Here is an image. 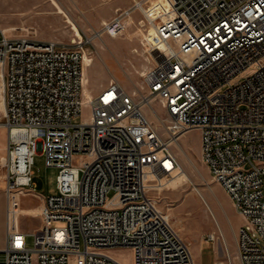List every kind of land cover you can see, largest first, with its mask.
Returning a JSON list of instances; mask_svg holds the SVG:
<instances>
[{
    "label": "built area",
    "instance_id": "1",
    "mask_svg": "<svg viewBox=\"0 0 264 264\" xmlns=\"http://www.w3.org/2000/svg\"><path fill=\"white\" fill-rule=\"evenodd\" d=\"M132 12L121 9L104 31L121 32ZM148 22L158 42L142 37L151 60L142 90L113 78L88 100L82 35L66 43L1 28L5 190L32 188L40 148L58 167V191L45 197L32 244L11 225L9 201L0 264H122L107 252L113 247L131 248L133 264H196L151 194L180 166L172 144L191 128L200 129L202 158L244 218L241 264H264V0H167ZM155 97L169 114L166 135L144 112Z\"/></svg>",
    "mask_w": 264,
    "mask_h": 264
},
{
    "label": "rangeland",
    "instance_id": "2",
    "mask_svg": "<svg viewBox=\"0 0 264 264\" xmlns=\"http://www.w3.org/2000/svg\"><path fill=\"white\" fill-rule=\"evenodd\" d=\"M61 10L56 11L51 0H0V27L7 34H29L44 39L69 43L75 33L85 40L83 60V93L88 100L105 82L115 78L129 91L142 90L141 73L151 64L146 48L141 43L150 24L141 8L134 7L136 0H55ZM153 16L160 10V0H142ZM156 4V7H151ZM167 6L162 4L160 6ZM133 7L125 20V28L113 32L103 29L124 8ZM122 27V26H121ZM100 32V33H99ZM2 33L0 30V37ZM0 70V74H1ZM2 87H0V97ZM147 116L166 135L164 126L169 114L162 101L155 97L151 107L146 105ZM0 107V199L6 208L5 166L7 128ZM88 115V107L73 120L78 122ZM163 120L159 121L158 116ZM201 131L191 128L184 132L172 148L180 166L162 178L163 186L151 192L160 206L169 214L174 226L193 248L199 247L196 264H241L237 252L238 228L244 218L222 193L223 187L213 178L204 162L200 148ZM80 158L75 160L79 164ZM58 167L48 166L39 148L33 164V186L26 187L21 197L11 196V224H16L28 235V244L34 242L33 232L42 223V203L33 191L56 193ZM33 189L29 191L28 189ZM112 194V192L110 193ZM39 200V201H38ZM8 201V203H9ZM36 206L38 207L36 209ZM54 225H61L54 222ZM107 252L122 264H133V251L129 247H113Z\"/></svg>",
    "mask_w": 264,
    "mask_h": 264
},
{
    "label": "crops",
    "instance_id": "3",
    "mask_svg": "<svg viewBox=\"0 0 264 264\" xmlns=\"http://www.w3.org/2000/svg\"><path fill=\"white\" fill-rule=\"evenodd\" d=\"M52 4L54 5V7L56 8V11H60L61 10V6L55 1V0H51ZM2 27H0L1 30ZM108 82L103 83L102 86L106 85ZM101 86V87H102ZM98 91V90H97ZM96 93V92H95ZM5 158V156L3 157V159ZM222 193L224 194V196L231 202V204L233 205V202L230 198V196L226 193V191L224 189L221 190ZM26 192L25 190H20V191H14L12 192V195L8 196L6 198V208H5V204L4 202L0 199V254H1V250L4 248V246L6 245L7 242V219H8V201L9 198L11 196H14L16 198L21 197V194ZM34 195L43 203L45 200V197L48 196L49 194H44L42 192H37V191H33ZM38 200V201H39ZM38 207L36 206V209ZM12 226L17 227L16 224H11ZM40 226V225H39ZM26 231V230H24ZM27 232V231H26ZM199 246H197V248H193V255L196 256L199 252Z\"/></svg>",
    "mask_w": 264,
    "mask_h": 264
},
{
    "label": "bare ground",
    "instance_id": "4",
    "mask_svg": "<svg viewBox=\"0 0 264 264\" xmlns=\"http://www.w3.org/2000/svg\"><path fill=\"white\" fill-rule=\"evenodd\" d=\"M137 3H138V6L141 8V10L146 14V16L151 19H153V16L148 12V10L146 9V5L142 2V0H136ZM161 2H159V4H157L159 7L160 10H163L165 9L167 6H160L162 4H167V0H160ZM156 4H152L151 7H156L157 6ZM159 10V11H160ZM149 32H144V36L149 40V43L151 44H156L158 42V36L156 35L155 31H154V25L153 24H150V29H148ZM100 33V32H99ZM81 33H75V36H80ZM147 46H149L147 44ZM124 86V85H123ZM2 87V86H1ZM125 87V86H124ZM126 88V87H125ZM127 89V88H126ZM149 106L151 107V104H149ZM0 107L3 109V111L5 110V102H4V93H3V87H2V95L0 97ZM145 114L147 115L146 111L144 110ZM158 116V115H157ZM148 117V116H147ZM159 118V121H161L163 123L162 120L164 119H160L161 117L158 116ZM149 119V117H148ZM150 120V119H149ZM151 121V120H150ZM152 122V121H151ZM164 126H165V122H164ZM166 128V126H165ZM14 136H17V137H23L25 136V131L24 130H20V129H15L14 130ZM184 136V133H182L178 139L175 140V142H179V140Z\"/></svg>",
    "mask_w": 264,
    "mask_h": 264
}]
</instances>
